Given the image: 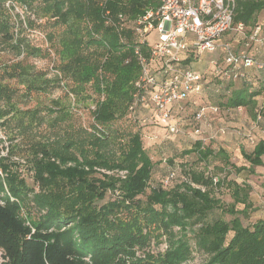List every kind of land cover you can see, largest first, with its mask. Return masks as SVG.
Instances as JSON below:
<instances>
[{"label": "trees", "instance_id": "obj_1", "mask_svg": "<svg viewBox=\"0 0 264 264\" xmlns=\"http://www.w3.org/2000/svg\"><path fill=\"white\" fill-rule=\"evenodd\" d=\"M37 1L48 3L51 11L49 20L65 27L60 38V43L64 45L63 50L58 51L61 60L60 75L70 79L76 86L79 82L84 85L90 81L97 95L103 89L104 99L94 105L92 117L100 125V129L97 128L100 132L82 129L83 134H80L76 131L78 129H64L56 139L43 136L42 140L40 136V142L29 143L28 151L31 155L21 158L31 164L33 180L39 189L38 192L31 190L39 216L36 221L26 218L29 213L25 216L19 205V202L22 205L24 202L20 197L23 193L20 189L22 187L14 185L16 177H7L8 195L0 198V248L8 259L4 264H183L190 253L188 240L184 235L188 230L191 231L198 250L207 256L200 264H231L236 253H239V257L235 263H264V219L243 226L240 216L244 217V212L235 209L239 204L244 207L243 210L251 206V187L238 184L235 180H227L226 177H216L217 182L214 183L213 178L216 175L208 173L214 158L223 163L219 170L231 166L238 173L245 169L243 166H233L224 149L215 151L202 140L196 139L191 148L182 154H193L192 162L203 163L202 168L194 169L190 162L182 179L176 180L172 176L164 185L163 179L158 183L151 181L153 163L143 148L139 131L108 132L111 125L121 117L127 115L137 121L140 111L150 110L137 107L134 112L129 111L134 90L128 85L132 79L133 84L138 75V66L132 51L136 43L133 37L115 44L108 39L111 38L109 33L113 27L108 26L111 29L109 31L104 28L97 30L96 27L100 25L96 23L97 26H93L96 33L110 36L103 38L110 48L100 64L97 54L96 57H85L83 53L89 44L101 48L105 42L89 35L88 25L84 19H80L81 15H87L82 9L77 14L78 10L74 8L73 1L0 0V52L20 51L24 42V38L17 37L18 33L15 32L6 3L21 6L27 2L31 7ZM158 2L159 0H128V14H124L126 21L135 19L146 8L155 7ZM262 12L264 0H235L233 23L242 22L246 33L259 26L260 35H264ZM89 15L92 17L91 12ZM70 17L80 21L81 25L72 23ZM84 36L87 40L82 43ZM224 39L229 38L226 36ZM67 40H70L68 45L65 44ZM239 46L236 44L234 47L239 49ZM251 49H248L249 54L263 59L264 46L258 47L257 53L260 57L254 52L251 53ZM190 60L192 59L189 57L184 62L189 64ZM82 63L88 67L83 68ZM97 69L100 79L97 78ZM250 71L255 70L250 69L248 72ZM259 72L263 74V78L255 79L258 87L252 86L248 73L240 79L226 83L215 78L218 79L215 84L224 88L241 83L240 88L231 89L225 101L218 105L232 110L248 108L251 119H255L258 111L263 114L264 100L260 102L258 96L264 91V68ZM102 75L106 76L105 80ZM8 77L11 78L12 74ZM66 87L63 85V88ZM69 88L73 91V87ZM205 94L203 91L202 100H189L190 97L186 101L187 109L192 112L191 121L199 107L214 106L203 102L206 99ZM219 95L224 94L219 92L217 97ZM13 97L14 91L0 84V104H13ZM10 110L0 113V129L3 130L11 120L16 119V131L13 133L16 137L12 138L15 140L21 135V140H28L32 126V122L27 119L31 116L29 109L13 112ZM151 114L152 112L145 114V118L148 117L152 123L154 120L150 119ZM181 115L183 113L174 112L176 118ZM33 119L36 120L37 117ZM93 133L95 135L92 136ZM248 142L252 149L248 152L241 149L240 152L252 172L254 167H264V139L253 138V142L247 139ZM114 145H118L119 149L113 150L111 146ZM17 146L13 145L12 150ZM108 147L112 152L102 150ZM14 152L16 156L22 153L20 150ZM8 153L11 154L12 151L8 149ZM168 163L173 166L172 159ZM13 166L17 168L16 164ZM7 167L9 168L7 164L0 162L2 172ZM101 170L125 174L120 177L101 173ZM169 173L170 171L167 177L170 176ZM20 184L24 186V180ZM224 184L233 199L226 207L214 195V191H218ZM0 187L3 188L1 181ZM9 198L15 201H10ZM217 211L228 213L232 218L226 221L217 215ZM173 228H178L181 233L177 240L172 239ZM32 229L34 232L31 233ZM159 237H165L169 245L162 254H153L150 250L151 243L159 242ZM261 246L263 248L259 250ZM239 250L243 253L237 252ZM138 252L143 257L137 256ZM251 256L256 258L251 260Z\"/></svg>", "mask_w": 264, "mask_h": 264}, {"label": "rangeland", "instance_id": "obj_2", "mask_svg": "<svg viewBox=\"0 0 264 264\" xmlns=\"http://www.w3.org/2000/svg\"><path fill=\"white\" fill-rule=\"evenodd\" d=\"M71 1H73L72 3L76 11L78 10L77 14L81 13L80 9H82L83 13L87 15L86 17L81 15L80 19H84V22L88 25V29H90L89 35L97 38V40L100 39V41L102 40L105 42L103 44L104 48H100L94 44H89V47L83 54L85 57H87V55L90 57H96L97 54V58H99L100 64H102L107 53H109L110 48L109 44H107L108 42L103 40V38H108L110 35L111 38L108 39L115 44H118L123 42V40L128 39L130 34L126 29L117 31L113 28L109 35L106 34V36H101L95 32L93 26L97 23L100 25H96L97 30L103 28L107 31L111 30L104 24V10L108 8L113 14H128L126 13L128 10V6H126L128 0H107L103 3L99 0ZM8 6L10 9L9 14H11L12 21L14 22L15 32L18 33L17 37L19 36L24 38V42L22 43L20 51L7 50L0 52V84L1 86L4 85L6 88L9 87L14 91V97L12 98L13 104H0V113L9 111L11 108L10 112L17 110L25 111L29 109L31 116H28L27 119L32 122V126L30 128L31 136L28 140L26 138L21 140L20 134V137L15 138V140L12 138L16 137V135H13L14 131H16V128L14 127V125L17 124L16 119L11 120V122L3 130L0 129V159H5L0 162L9 166L5 172H2L0 168V181L3 187H0V198L8 195L7 177H16L17 181L14 182L16 183L14 185H16V187H22L20 189L23 191L20 197L24 202H22L23 205L19 202V205L23 208L25 216L29 213L26 218L36 221L39 214L38 208L35 205L34 194L31 193V190L38 192L39 189L33 180L31 164L27 162L25 158L21 157H28L31 155L28 151L29 143L34 144L36 141L40 142V136H42L40 137L42 140L43 136L49 139H56L60 132L64 129L68 131H75L78 129L76 131L80 134H83L82 129H85L88 132L97 130V128L100 129V125H97L93 121L92 117L93 110L95 108L94 105L97 102H101L104 99V96L103 89H101L102 92H100V94H96L94 86L90 81L88 84L85 83L86 85L79 82L76 86V84H73L70 79L60 75L59 63L61 60L59 58L58 51L63 50L64 45L63 43H60V38L63 34L62 32L65 30V27L63 24H53L52 21L49 20L51 11L49 10L48 3L44 4L43 1H37L31 7L27 2L21 6L6 3V7ZM112 9L117 12H113ZM88 12H91L92 17ZM93 13H95V16H93ZM262 16L264 17V12H262ZM70 19H72V23H78L81 25V22L74 20L73 17H70ZM155 35V32H151V34L148 35L149 42L153 41ZM231 36L233 40L232 42L236 45V41H239L240 37L237 35ZM86 40L87 37L84 36L82 43H85ZM68 41L70 40H67L65 44L68 45ZM251 48L250 52H254L258 55L257 57H260L259 53H257L259 49H255L253 42ZM102 50L103 53H101ZM210 56V53H207L201 58L207 66ZM82 66L83 68H85V66L88 67L87 64L84 63H82ZM247 73L252 86L258 87L259 85H257V81H255V79L260 80L263 78V74L259 71H250ZM10 74H12L11 78L8 77ZM102 76L103 80H105L106 76ZM97 78H101V75L98 73V69ZM132 80L129 83L130 85H128L131 89ZM63 85L64 87H67L63 88ZM68 86L73 87V91L70 90ZM219 87L221 86L212 84L209 81V84L204 91V93H206V99L203 101L207 105L210 104L217 106L218 111L213 114H206L203 120L195 123L194 121H191L192 112H190L189 109L184 110L183 115L180 116L183 117L182 119L176 117L174 119L179 121L180 127L179 134L175 136L166 134V132L160 128V126L163 125L156 119L152 121V124L148 123L147 125H142L143 121L141 120L145 118V115L142 113H139L140 115L138 116L137 121H134V119H131L127 115L121 117L111 125L108 132L111 133L119 131L122 133V131H139L141 133L143 148L153 163V172L151 175L152 183H158L162 179L164 180L169 171V175L172 174V176H175L177 180L182 179L185 176V171L188 170V166L190 165L194 169H201L203 163L196 164L192 162L194 161L193 154H182L183 151L191 148L192 143L196 139H205V143L215 151L219 148L224 149V151L229 155V162L233 166H243L245 169L238 173L234 170V168H231V166H227L222 168L223 170H219L223 163L214 158L212 159L213 161L210 165L211 170L208 173L216 175L215 177L217 178L222 179L226 177L227 180H235L238 184L249 185L251 187L249 191L251 206L243 210L244 207L239 204L236 205L235 208L242 211V213L244 212V217L241 215L240 219L243 226H247L256 220L264 219V167H254L252 172H250V166L242 157L240 150L244 149L248 152L252 149L251 145H248L249 142L247 143V137H253L257 140L264 139L262 136V132H264V113L261 114V119L256 124L254 119H251V113L248 108L232 110L219 106L218 103H223L225 101L231 89L240 88L241 83L237 82L231 86H227L228 88H224V86L221 88ZM219 92H223L224 95H219V97H217ZM258 97V99L261 100L260 102H262L264 100V91H262L261 95ZM175 112L180 113V110L175 108ZM13 117L15 118L16 115H13ZM35 117H37L36 120L33 119ZM144 120L146 122L149 121L148 117ZM158 125L160 126L158 127ZM197 127H199V132L195 134L194 129ZM221 130L224 131L223 134L221 133ZM57 131L59 132L55 138H53ZM93 135L95 134L93 133L92 136ZM10 137L12 139H10ZM13 145H18L14 150L22 151V153L20 152V156H16L14 154L15 152L12 150ZM111 147L113 150L119 149L118 145ZM8 149H10L13 154H9ZM102 150L108 153L112 152L110 147L107 149L102 148ZM170 159L173 161V166H170L168 163V160ZM190 162L192 163L190 164ZM13 163L16 164L17 168L13 166ZM101 173L120 177L125 174V172L118 173L105 170H101ZM22 180H24V186H20V181ZM215 191L214 195L220 199L221 204L224 205V207L233 202L230 192L228 188H226L225 184L223 187H220L218 191ZM9 199L10 201H15L13 198ZM217 215L222 216V218L226 221H229L232 218L228 213H222L220 211H217ZM27 224L29 225V222H27ZM32 232H34V229L31 230V233ZM173 234V240H177L181 235L178 228H173ZM184 235L185 239L188 240L187 243L189 245L190 253L183 264H200L204 262L207 259V256L196 247L191 231H186ZM158 239L159 242L151 243L150 250L153 254H162L169 245L168 240H165V237H159ZM254 246H256V242ZM262 248L263 246H261L259 250H262ZM237 252L243 253L242 250ZM137 256L143 257L140 252L137 253ZM234 257L236 258L232 259L231 264H240L239 262L235 263L239 257V253H236ZM254 258H256V256H251V260ZM6 262H8V259L5 257L3 250L0 248V264H4Z\"/></svg>", "mask_w": 264, "mask_h": 264}, {"label": "built area", "instance_id": "obj_3", "mask_svg": "<svg viewBox=\"0 0 264 264\" xmlns=\"http://www.w3.org/2000/svg\"><path fill=\"white\" fill-rule=\"evenodd\" d=\"M234 13L235 0H159L155 7L146 8L131 21H126L123 13L113 14L106 8L104 24L117 31L126 29L136 42L132 51L138 75L132 84L134 93L129 111L134 112L137 107L149 108L150 118L162 124L166 134L175 136L180 132L179 122L174 120L175 108L180 113L187 110L186 101L201 95L209 82L207 72L194 70L190 63L184 62L187 58L196 63L210 53L209 74L221 83L240 79L250 69L262 70L264 57L261 60L248 53L252 42L255 49L264 46L261 27L255 26L246 33L242 22L233 23ZM151 32L156 35L149 42ZM231 35L240 37V42L236 41L237 45L240 43L239 49L234 47ZM226 36L228 40L224 39ZM217 111L215 106H201L194 112L193 121L198 123L209 112ZM261 114L260 111L256 114V124ZM198 132L199 127L194 129L195 134ZM247 138L253 142V137ZM200 140L205 142L203 138ZM171 177L172 174L166 177L163 184L166 185ZM213 181L216 183L217 178Z\"/></svg>", "mask_w": 264, "mask_h": 264}, {"label": "crops", "instance_id": "obj_4", "mask_svg": "<svg viewBox=\"0 0 264 264\" xmlns=\"http://www.w3.org/2000/svg\"><path fill=\"white\" fill-rule=\"evenodd\" d=\"M190 65H191V67H193V69L194 70H196V71H200V72H203V73H205V72H207V75H206V79H207V81H210L212 84H215V81H217L218 79H215V78H212L211 76H210V74H209V70H208V68H207V65H206V63L204 62V61H197L196 63H192V61L190 62ZM205 65V66H204ZM208 84H209V82H208ZM207 84V85H208ZM206 88V87H205ZM204 91H205V89H204ZM201 96L202 95H196V96H193V97H191L189 100H191V99H193V100H202V98H201ZM150 110H148V109H144L143 111H140V113H142V114H149L150 112H152V111H150ZM210 114H211V112H209ZM213 114V113H212ZM177 118H180V119H182L183 117H180V116H177ZM175 121H178V120H175ZM149 122V124L151 123V121H148ZM152 124V123H151ZM160 125H158V127H159ZM160 128L161 129H163L164 130V127L163 126H160ZM257 221V220H256Z\"/></svg>", "mask_w": 264, "mask_h": 264}]
</instances>
